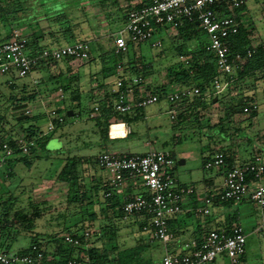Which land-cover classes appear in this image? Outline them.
<instances>
[{"label":"rangeland","instance_id":"374dc122","mask_svg":"<svg viewBox=\"0 0 264 264\" xmlns=\"http://www.w3.org/2000/svg\"><path fill=\"white\" fill-rule=\"evenodd\" d=\"M63 1L67 2V0ZM79 1H81L79 4L70 6L67 11L73 12L83 7L86 21L80 25L75 41L79 42L84 39L79 36H85L90 47V60H61L55 67H42L39 71H33L31 77L27 76L26 78H18L14 74L0 76V117L2 119L1 125L4 126H1L0 134L4 139L11 138V131L20 135L18 138L24 139L27 132L31 130L30 128L34 129L32 132L36 135L38 133L49 134L47 127L50 121L48 117L50 112L56 111L59 116L65 117L64 124L60 125L55 133L49 134L52 139L48 145L45 148L35 147L33 153L27 156L28 160H32L31 168H27L22 163H16L17 160L9 164L10 159H6L0 167V217H3L4 213L1 202L5 200L10 199L8 203L10 205L7 206L12 208L25 206L28 201L44 204L41 205L42 208L45 206V209L42 211V218L38 221L37 231L40 234L43 233L42 237H39V241L49 259L54 257L57 243L47 242L48 239L45 234H53V231L54 233L57 232L56 236L61 235V244L64 233L88 231L90 233L88 245L100 249L104 247L109 249L112 245H119V249L123 250L126 247L134 246L138 240L143 243L150 240L148 233L139 231L138 224L119 220L116 212L109 211L104 217V214L99 210V205H94L95 200L97 202L105 200L101 191L97 197L90 196L92 201L88 202L94 204L88 207V211H84V207L80 209L74 205H67L65 196L68 193V186L56 180V175L64 165L66 157L82 156L87 159V163L79 167V174L85 180V187L89 188L93 184L92 179H96L97 182L99 179L100 183L103 181V175L100 173L104 174V172L96 168L93 162V158H96L102 151L118 155H143L149 151H167L174 157L176 165L173 173L181 184L204 191V181L213 179L216 181L219 189L217 194H219L223 169H204L205 163L213 153L218 149L227 147L232 141L237 146L235 159L240 156V153L243 154L242 156H250L256 152L264 153V144L260 142L259 137L264 132V74L261 72L233 83L230 89L226 91V88V92L224 91L222 95H219L218 102L207 105L206 109L183 107L186 103L191 105L192 100L178 103L176 107L182 109L180 108L176 112L174 121H171L168 114L172 106L164 97L158 103L140 109L138 112L129 113L127 116L118 113L113 114L108 122H125L131 135L124 139L107 142L100 138V129L92 119L88 118V113L94 104H97V101L101 99L100 95L97 96L94 93L104 91L108 85L116 81V63L127 64L133 58V53L140 51L144 56L145 63L150 66L149 73L144 79L147 86L159 90L162 86H167L171 88L167 93L171 90L175 92L176 88L179 87L168 83L167 72L168 68H173L181 62L176 49L181 42L171 39V36L161 34L159 36L163 42L161 48L152 47V42L157 39L155 37L145 43L131 44L128 54L115 56L112 35L124 27L119 9L128 11L132 8V4L138 0H118L120 8L114 9L113 19L109 21L100 5L92 3L95 0ZM226 12L230 14L232 19L234 18L237 23H241L251 32L249 38L253 45H264V0H248L244 11L231 13V9H226ZM82 13L83 11L80 9L78 14L81 15ZM11 26L12 24H10ZM40 26L43 29L47 27L44 21L40 22ZM3 28L0 22V37L8 35L10 32L8 30L10 28L5 29V31ZM19 31L25 33L26 30L20 29ZM124 38L126 41L129 40L126 33ZM199 39L206 41L207 38L204 33L200 32ZM46 41L45 38L39 43V46L42 47ZM50 43L46 49H54L74 42L60 39L57 42L50 41ZM195 44V42H191L186 47ZM67 70L72 71L67 76L69 80H72L70 88L65 94V100L50 103L55 97L54 94L58 86L66 81L65 77L58 80L59 71L66 72ZM128 70L126 73L123 72V76H132ZM33 79H38L41 83L33 85ZM76 93L79 94V99L73 102L71 95ZM22 97L27 99L26 103L20 101ZM239 100L242 103L254 101L259 107L256 117L250 121L243 113H235L229 118L231 121L226 122L228 117L225 116H230L228 115L231 113L230 108ZM204 101L209 102L205 98ZM15 103L18 105L26 104L27 106L13 110ZM26 109L32 111L31 115H28L24 120L17 121L18 116L25 115ZM69 110L74 112V116L70 118L66 115ZM187 110H190L191 114L195 112L196 116H191L190 119L183 122L178 120L179 114L185 112L186 115L188 114L189 111ZM219 125L226 131L224 136L218 131ZM232 130L235 133L231 138ZM174 135L177 138L172 141ZM177 139L178 143H176ZM180 160H185V164L179 165ZM135 188L134 195L146 196L149 193L147 189L141 188L139 185H136ZM217 194L211 195L210 193V196L215 197ZM201 205V202L192 198L188 203H185L183 207L185 211L177 215V218L187 220L183 227L185 232L192 225L195 230L193 234H181L180 239L190 240L193 237L198 239L200 236L203 237L207 231L221 229L224 221L236 214L230 220L231 223L237 222L246 235V263L264 264V224L260 208L247 201L240 204L231 203V205L214 203L210 206L211 214L202 216L197 213V208ZM65 207L68 211L75 208L79 213L71 219L67 218L66 222L60 221L61 223H58L57 214L62 213ZM186 208H189L190 211L186 212ZM87 212L94 213L97 220H90ZM6 221H9V218ZM197 225L198 228L196 229ZM260 226L262 233L257 234L256 229ZM9 228L5 229L3 237L0 235V250L3 247V249L7 247L8 251L4 250L6 253L25 250L31 243V235H14L16 236L14 239V236L9 233L11 232ZM6 236L13 238L5 241ZM110 240L112 241L110 242ZM150 242H152V248L144 256L150 259L147 264H161V259L166 252L178 255L183 251V245H180L178 240L166 244L157 240H150ZM62 246L67 247L68 245L64 243ZM226 262L227 260L220 256L217 258L216 264H225Z\"/></svg>","mask_w":264,"mask_h":264},{"label":"built area","instance_id":"2783aa9c","mask_svg":"<svg viewBox=\"0 0 264 264\" xmlns=\"http://www.w3.org/2000/svg\"><path fill=\"white\" fill-rule=\"evenodd\" d=\"M248 0H138L126 13L123 29L113 33L114 55L128 54L131 44L152 42V47L163 46L161 34L166 36L175 34L177 28L184 21L195 20L206 35V50L215 55V66L220 75H226L231 80L237 70L245 61L252 57L254 49H248L244 54H231L227 39L237 34L238 24L226 14V9L238 10ZM224 7V8H221ZM127 34L128 41L124 34ZM160 38V39H159ZM27 40L18 30H13L11 39L0 42V76L14 74L18 78H26L36 68L39 62H59L61 60L85 61L89 58L90 47L86 42H76L54 49H42L36 55H30L26 49ZM257 47L253 45L252 48ZM195 48V45L191 46ZM264 48V45H263ZM182 63L187 64L188 58L179 56ZM116 81L109 85L107 92L115 96L113 109L116 113L127 115L136 109H144L158 103L159 94L147 91V83L137 76H123V67L116 64ZM37 84V82H35ZM219 78H214L211 89L213 95L222 94L227 88ZM171 92V93H170ZM164 96L171 104L168 111L171 121L176 118V107L183 99L191 98L199 94L198 88H182L175 92L171 90ZM105 92H97L94 95L101 96ZM54 99L50 102H58L64 98L61 88H57ZM256 103L243 108V114L249 116L251 112H258ZM32 111L26 109L25 115H31ZM99 114L98 104H94L88 113L89 119H94ZM47 131H55L56 124L62 125L65 120L56 111L48 115ZM52 118H54L52 120ZM116 128L117 134H112ZM123 131L124 134H120ZM129 134L127 125L123 121L109 125V138L112 140L124 139ZM46 133H38L32 139H17V148L14 149L5 142L1 146L0 167L6 159L13 157L17 152L28 155L36 147V140ZM261 143L264 144V132L261 135ZM175 161L167 151H149L143 155H118L115 153H101L97 157V166L107 175V184L110 190L105 198L113 195H122L125 202L122 204V220L128 221L132 216L145 213L148 223L143 227V232L148 233L151 241L157 240L163 244L174 239L169 230L167 220L182 211V203L192 197L196 189L183 185L174 175ZM225 164V156L218 149L204 165V169H223L221 189L215 197L204 195L201 198L202 205L197 208V213L208 216L211 213L210 206L214 203H241L249 201L260 208L264 224V153H256L247 162H234L230 167ZM137 183L149 193L127 197L125 188L127 185ZM128 198V199H127ZM256 233H262L261 226ZM85 242L80 241V237ZM90 233L69 234L65 233L63 242L66 245L88 248ZM183 251L175 255L166 252L161 259V264H216L217 258L223 256L225 264L246 263V235L242 227H234L229 233L219 230L208 231L200 244L189 241L183 245ZM44 255L37 246H32L25 255L16 252H0V264H43ZM87 262V258L84 259ZM66 264H82L77 258L67 260Z\"/></svg>","mask_w":264,"mask_h":264},{"label":"trees","instance_id":"16d2710c","mask_svg":"<svg viewBox=\"0 0 264 264\" xmlns=\"http://www.w3.org/2000/svg\"><path fill=\"white\" fill-rule=\"evenodd\" d=\"M81 1L79 0H67V2H64L63 0H0V22L1 25L5 28L10 30L8 35H3L0 38V42H5L7 40L11 39L12 31L13 30H26L25 33H22L23 37L27 40L26 49L29 51L30 55H36L38 54L42 49H46L48 45H50V41L57 42L60 39H63L64 41H72L76 43V36L79 30L80 25L86 21L84 18V10L83 7H78L79 9L74 10L73 12L67 11L70 6L77 5ZM94 4H99L100 8L102 9L104 15H107L108 21L113 19L112 15L114 13V9L117 10L120 8V5L118 3V0H95ZM246 5V4H245ZM245 5H243L238 10H234L231 13L244 11ZM224 8V7H221ZM80 9L83 11L81 15ZM120 10V16H121V22L124 23L126 19V10ZM226 14L229 16L230 14L226 12ZM234 19V18H233ZM12 21V22H11ZM45 22L46 29H43L40 26V22ZM235 21V20H234ZM236 22V21H235ZM237 23V22H236ZM10 24L12 26L10 27ZM238 24V32L235 35L230 36L227 39L230 53L231 54H244L248 49H254V53L251 58L247 59L243 65L240 66V68L237 70L236 74L233 76V79L231 80L226 75H220L217 72L216 66H215V55L206 50L205 44L206 41H200L199 39V33L202 32V29L196 25V21H184L180 27L177 28V31L175 34L168 35L171 36L173 40H179L181 42L180 46H178L177 53L180 56L187 57L188 63L184 64L180 62V64L176 65L173 68H168V83L175 85L179 88L176 89H182V88H198L199 94L196 96H193L191 98L183 99L180 103L191 101V105L186 103L183 105V107H192L191 109L196 108H202L206 109L207 105L213 104V99L217 98V102L219 101V95H213L211 85L214 78H219V80L222 83L227 84V89H230L233 83H236L238 81H241L245 77H251L254 74H258L261 72V74L264 72V48L263 45L259 44L255 48L253 47V44L250 42V31H248L241 23ZM7 26H9L7 28ZM20 32V31H19ZM46 36V37H45ZM48 37V38H47ZM78 37V36H77ZM84 39H81L79 42H86L88 43L87 39H85V36H79ZM47 39V41L42 45V47L39 46V43L43 40ZM195 42V48L192 47H186L187 44ZM89 44V43H88ZM114 52V49H113ZM132 59L129 63L123 64L120 63L123 67V72H127L128 69L130 73H132V76H137L142 79H146V76L149 73L150 66L145 63L144 56L139 52H134L132 55ZM89 58H90V52H89ZM88 58V59H89ZM90 60V59H89ZM68 61V60H66ZM72 61V60H70ZM58 62H39L36 66L34 71H39L42 67L48 66V67H55ZM117 64V63H116ZM116 67V66H115ZM72 71L67 70L66 72L59 71L58 73V80L65 77L66 81L65 83H62L58 86V88H61L64 94V98L60 101L65 100V94L70 88V83L72 79H68L67 76ZM136 73V74H134ZM134 74V75H133ZM41 82L37 81V84L39 85ZM167 83V84H168ZM168 84V85H169ZM109 88V85L107 88L103 91V95H101V99L97 101V104L99 106V114L94 119H92L95 122V125L100 129L99 134L100 138H102L104 141H112V139L109 138V125L111 123L108 122L109 118L116 114V112L113 109V103L115 96L112 94H109L107 92V89ZM171 88H168L167 86H162V88L159 90L158 88L153 89L151 87L147 88V91L150 93H156L159 94L160 97H164L168 90ZM225 91V92H226ZM205 99H208L209 102H205ZM71 99L73 102L77 101L79 99V94L76 93L75 95H71ZM97 99V98H96ZM23 103L27 102L26 98H21L20 100ZM252 102H246L242 103V101L239 100V102L235 103L230 109L231 113L228 114L230 116L228 117V122L231 121L229 118L235 113H242L243 108L250 105ZM18 104L15 103V106ZM181 108V107H179ZM182 109V108H181ZM184 109V108H183ZM140 109L134 110V112H138ZM26 111V110H25ZM188 114L185 113L179 114L177 119L181 122L187 121L188 119L194 116H196V113L194 112L191 114L190 110ZM258 112H251L249 114L248 119H253L256 117V114ZM74 116V112H73ZM127 116V115H126ZM65 120V117H63ZM180 122V123H181ZM2 119L0 117V129ZM60 125L56 124L55 131ZM32 127V126H30ZM25 135V139H32L36 136V134L32 131L34 129L30 128ZM2 130V129H1ZM0 130V132H1ZM11 131V130H9ZM55 131L51 133H55ZM218 131L222 136L226 134V131L224 128L219 125ZM49 133V134H51ZM234 131L232 130V133H230L231 138L234 135ZM12 134V135H11ZM49 134H46L36 140V147L40 146L41 148H45L49 141L52 139ZM11 138L9 137L8 140L4 139L2 134H0V152H1V146L3 143L7 142L10 147L16 149L17 148V139L20 135L15 134V132L10 133ZM131 135L129 133L126 138ZM236 136V135H235ZM177 137L174 135L172 137V141H174ZM249 139V138H248ZM247 139V140H248ZM176 143H178V139L176 140ZM181 143V142H180ZM179 143V144H180ZM234 141H232L227 147L219 149L225 156V164L230 167L231 164H233L235 161V157L237 154V149ZM34 148L30 151L28 155H31L33 153ZM224 151V152H223ZM108 151H102L101 153H105ZM100 153V154H101ZM170 153V152H169ZM171 154V153H170ZM28 155H21L20 153H16L13 157L8 158L10 159L8 162L9 164L14 163L15 160L16 163H22L27 168L32 167V160H28ZM99 155V154H98ZM93 158V162L97 166V157ZM124 155V154H121ZM172 155V154H171ZM173 157V155H172ZM174 158V157H173ZM209 158V157H208ZM7 162V163H8ZM87 163V159H85L82 156H71L65 158V163L60 169L59 173L56 175V180H58L61 184H66L68 186V193L65 196V203L67 205H74V207H79L80 209L84 207V211H88V207L93 206L94 203H89L88 201H92V198L90 196L97 197V194L101 191L103 195L110 190L108 187V184L106 182L105 176H102L103 181L100 183L99 179L98 182L96 179H92L93 182L92 186L89 188H86L84 183L85 180L82 176L79 174V167ZM227 167V168H228ZM129 198L130 195H127ZM10 196L8 197V199ZM127 198V199H128ZM103 202H96L94 205H99V210L104 214V217L106 216V213L109 211L116 212V216L119 220H122V204L126 201L125 197L122 195H113L111 197H104ZM125 200V201H124ZM10 201L5 200L1 202L2 210H3V217H0V235L1 237L4 236V231L7 227H10L9 230L13 236L14 235H20V234H29L31 235V243L29 246L20 252H16L19 255H25L29 252L30 248L32 246H37L40 251H42L44 255V261L43 264H66L67 260L72 259L73 257L76 258L82 263V264H147L148 260H150L148 257H144L145 254L150 251L151 243L150 240L148 242H141L136 241V244L132 247L125 248L123 250L119 249V245H112L109 249L104 247L103 249H100L95 246H89L88 248H77L74 246L68 245L67 247L62 246L64 243L61 244V235H55L57 232L53 234H45L47 237V242H52V244L57 243V246L55 248L54 257L52 259H49L44 251V248L42 247L41 242L39 241V237H42V234L37 231V227H39L38 221L43 216V209H45V206L42 208L41 205H44L42 203L37 204L32 201H28V203L23 206L14 207L12 208L8 204ZM88 202V203H87ZM246 201H243L241 203H245ZM249 202V201H247ZM232 202H226L225 205H231ZM251 203V202H250ZM233 204V203H232ZM240 204V203H239ZM67 207L64 208V211L62 213L57 214L56 220H58V223L66 222L67 218L71 219L72 217L76 216L79 211L75 210L73 208L72 211L66 210ZM67 211V212H66ZM89 213V212H87ZM236 214L232 215L230 218H234ZM88 218L90 220L96 221L97 216L94 213H89ZM9 218V221H6ZM230 218L226 219L224 223L221 226V229H216L219 231H224L226 233H229L234 227H241L238 225L237 222L231 223ZM171 217L167 220V225L169 230L174 233V236H178L176 231L171 230ZM4 224H3V222ZM61 221V222H60ZM132 221V222H131ZM148 219L145 215V213H140L132 216L128 221L130 224H138L139 225V231H143V227L148 223ZM108 227V226H107ZM111 227V226H109ZM88 231H81L77 232L76 234H83ZM208 232V231H207ZM206 232V233H207ZM69 233V232H67ZM65 234V233H64ZM74 234V233H69ZM204 237V236H203ZM203 237L200 236V238L193 237V241H196L197 245L200 244ZM11 239L13 237L6 236L5 241L8 239ZM16 236H14V239ZM63 239V237H62ZM80 241L82 243L85 242V239L81 236ZM112 240H110L111 242ZM4 248V247H3ZM0 250V252L8 251L7 247L5 249ZM5 250V251H4ZM182 253H186L185 251ZM87 258V262L84 261V259Z\"/></svg>","mask_w":264,"mask_h":264},{"label":"crops","instance_id":"0c3cea01","mask_svg":"<svg viewBox=\"0 0 264 264\" xmlns=\"http://www.w3.org/2000/svg\"><path fill=\"white\" fill-rule=\"evenodd\" d=\"M3 30L5 31V28H3ZM7 30V29H6ZM1 38V37H0ZM33 73V72H32ZM28 77H31V74L28 76ZM38 81V79H33L32 80V84L34 85L35 84V82H37ZM127 125V124H126ZM128 129V128H127ZM128 132L130 133V131L128 130ZM261 135H262V133L259 135V137H260V142H261ZM118 140V139H117ZM254 148H255V144H254ZM256 150V149H255ZM257 151V150H256ZM257 153V152H256ZM256 153H252L250 156H242L243 154L242 153H240V156H238V158L237 159H235V161H233V162H236V161H238V162H241V163H243V162H247V161H249L250 159H251V157L254 155V154H256ZM259 153V152H258ZM260 153H262V152H260ZM214 154V153H213ZM100 174H102L103 176H105V179H106V182H107V175L105 174V172H104V174L103 173H100ZM221 176V175H220ZM221 178H222V176H221ZM221 183H222V180H221ZM136 185H138V184H130V185H127L126 186V188H125V192H126V194L127 195H130V196H133L134 195V192H135V186ZM220 187H221V184H220ZM196 189V188H195ZM218 187H217V184H216V181L215 180H213V179H209V180H205L204 181V191H199V190H197L196 189V193H195V195H193L192 197H190V198H187V199H185L184 201H183V203H182V211L184 212L185 210H184V205H185V203L187 202L188 203V201H190L192 198H194L195 199V201H197V202H201V198L204 196V195H210V193H211V195L213 194H217V192H218ZM202 203V202H201ZM182 211H181V213H182ZM188 211H190L189 210V208H186V212H188ZM180 214V213H179ZM211 214V213H210ZM178 215V214H177ZM177 215H175L174 216V218H171L170 220H171V230H173V231H176L177 232V235L178 236H174V239L173 240H178L179 241V243H180V245H183L182 243L184 242V241H186V243L187 242H189V241H191V239L190 240H188V239H180V236H181V234H193L194 232H195V230H194V227H193V225L192 226H190L189 228H188V231H186L185 232V230H183V227L186 225L185 224V221H187L186 219H180V218H177ZM189 216V215H188ZM187 216V217H188ZM190 224V223H189ZM196 229L198 228V225L195 227ZM182 232V233H181ZM173 235H174V233H173ZM172 240V241H173ZM185 243V244H186ZM184 244V245H185ZM182 250H183V248H182Z\"/></svg>","mask_w":264,"mask_h":264},{"label":"water","instance_id":"95a60500","mask_svg":"<svg viewBox=\"0 0 264 264\" xmlns=\"http://www.w3.org/2000/svg\"><path fill=\"white\" fill-rule=\"evenodd\" d=\"M196 25H198V22H196ZM217 101V98H214L213 99V103H215ZM27 105L26 104H20V105H17L15 107H13L12 109L13 110H19V109H22V108H25ZM67 117L70 118L73 116V111L69 110L67 113H66ZM28 117V115H22V116H18L16 119L17 121H20V120H24ZM185 164V160H180L179 161V165H184ZM186 243V241H184L182 244L184 245Z\"/></svg>","mask_w":264,"mask_h":264},{"label":"bare ground","instance_id":"6f19581e","mask_svg":"<svg viewBox=\"0 0 264 264\" xmlns=\"http://www.w3.org/2000/svg\"><path fill=\"white\" fill-rule=\"evenodd\" d=\"M114 132H116V128L113 129L112 134H117V133H114ZM120 134H124V132L123 131H120Z\"/></svg>","mask_w":264,"mask_h":264}]
</instances>
